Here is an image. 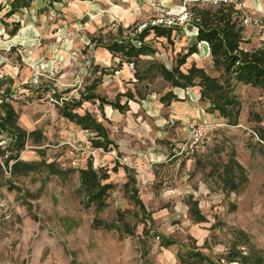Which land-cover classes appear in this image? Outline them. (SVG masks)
Returning <instances> with one entry per match:
<instances>
[{
  "label": "rangeland",
  "instance_id": "rangeland-1",
  "mask_svg": "<svg viewBox=\"0 0 264 264\" xmlns=\"http://www.w3.org/2000/svg\"><path fill=\"white\" fill-rule=\"evenodd\" d=\"M14 1L16 10L10 7ZM23 1L26 6L0 0V104L5 99L17 124L34 131L17 153L8 150L10 137L0 129V264H182L187 250L215 264H238L227 262L226 253L249 247L261 251L264 264V146L254 134L264 130V93L231 81L227 89L236 103L227 109L236 124H230L201 98L198 85L181 87L189 93L183 99L170 96L175 86L160 71L161 65L176 67L193 41L196 7L234 3L242 47L264 46V0ZM15 22L19 28L11 35ZM147 25L172 30L169 36L151 30L144 40L154 53L134 62L93 43L132 37ZM197 48L179 68L186 72L193 64L222 82L206 44ZM84 94L91 98L82 99ZM79 99L81 105H73ZM102 100L127 106L119 111ZM62 107L89 111L121 143L120 150L115 143L98 148L96 169L112 183L100 208L81 189L77 170L91 160L68 145L75 128L60 115ZM190 121L211 125L192 157L176 153ZM16 155L55 161L71 172H10ZM232 160L242 168L233 166L235 190L221 175ZM95 218L115 228L95 225Z\"/></svg>",
  "mask_w": 264,
  "mask_h": 264
},
{
  "label": "trees",
  "instance_id": "trees-1",
  "mask_svg": "<svg viewBox=\"0 0 264 264\" xmlns=\"http://www.w3.org/2000/svg\"><path fill=\"white\" fill-rule=\"evenodd\" d=\"M21 2V6H26L27 3L23 0H17ZM16 1L12 2L10 7L16 10ZM15 12V11H14ZM191 24L195 28V34L193 41L188 45L185 54L181 57L180 63L172 68L167 69L164 65L160 66L162 76L170 81L172 86L188 87L198 85L200 87L201 98L209 101L210 108L218 111L220 116L229 119V111L227 106H234L236 101L234 96L229 97L231 92L230 87L227 86L233 81L234 83H240L243 85H249L258 88L264 93V46H253L250 48L242 47V43L245 42L242 31L243 25L241 22L238 8L232 2H220V4L214 8L196 7L191 12ZM19 28V23L15 22L9 33L15 35ZM155 32L156 35L169 36L172 27H166L164 25H147L138 34H134L132 37L127 36L124 38H114L107 43H101V41L94 44L102 45L112 53L120 54V61L132 60L136 61L142 55H152L154 49L152 46L144 40V37L149 32ZM204 42L209 49V55L213 64V67L220 71L222 82L218 77H213L207 74L202 68H198L195 65H191L186 72H183L179 65L183 64L186 58L194 53L198 52L197 44ZM90 94V93H89ZM84 94L82 99L89 100L91 95ZM171 94V93H170ZM82 96V95H81ZM165 96V95H164ZM174 97L172 94L170 95ZM82 99L72 101L73 105L80 106ZM234 99V100H233ZM103 101L101 105L107 103ZM112 106L123 109V105L118 102H108ZM0 110L2 112L0 116V129L5 131L10 137V147L8 150L15 149L17 153L24 147L25 138L31 132H26L17 124V116L13 106L5 102V99L1 100ZM60 115L67 118L69 121L80 125L83 129H90L96 133L98 139H94L93 145L96 147L107 148L111 141L107 137V132L104 126L98 122L94 116L85 112L79 114L71 109L61 108L59 109ZM230 124H236V118L230 121ZM258 143L264 146V130H258L254 132ZM0 152L3 150L0 146ZM16 161L10 166V172L17 171L19 168H24L26 172L42 169L47 174H56L59 176L67 175L71 172L69 168L60 167L55 161H48L42 158L38 161H24L18 159L15 156ZM232 164L226 163L223 166L222 177L226 182V187L231 190H235L238 187V183L234 177L233 166L242 170L241 166L236 161H231ZM8 158L4 159L3 166L7 169ZM9 167V166H8ZM0 172H2V165H0ZM79 183L82 191L85 193L87 200L91 203L97 204L100 208L104 204V197L112 187L110 181H106L108 175L103 172L100 173L94 169L91 164L86 168H79L77 170ZM128 182H135V178L128 175ZM136 192V189L133 188ZM138 203H141L138 197H135ZM194 204V203H193ZM193 206L190 207V211ZM197 218L200 221H204L205 217L195 210ZM93 224L102 226L104 228H115L113 223H107L102 219L95 218ZM165 244L169 245L171 242L167 239ZM184 256L180 257L182 264H215L209 256L201 253L198 250H187ZM227 262H238V264H263V255L260 250L253 247H249L247 252L242 253L240 251L230 250L226 253Z\"/></svg>",
  "mask_w": 264,
  "mask_h": 264
},
{
  "label": "crops",
  "instance_id": "crops-1",
  "mask_svg": "<svg viewBox=\"0 0 264 264\" xmlns=\"http://www.w3.org/2000/svg\"><path fill=\"white\" fill-rule=\"evenodd\" d=\"M202 43H204V42H202ZM204 44H206V43H204ZM206 46H207V44H206ZM207 49H208V47H207ZM208 51H209V49H208ZM185 89L186 88H181L180 86H175L174 89L172 90V92L174 94L173 96H176L178 99H183L186 96H189V95H185V92H187V94H189L188 91H185ZM187 90H188V88H187ZM109 102H111V101H109ZM108 104L110 106H112L110 103H108ZM120 104L123 105L124 107L127 106V102H123V103H120ZM124 107H123V109H119V108H116V107L112 106V108H114L116 110H119V111H123L124 110ZM87 112H89V111H87ZM179 114H180L179 116L183 115V113H179ZM98 122H100L103 125V123L101 121H98ZM72 123H73L75 129L71 133V137H69V140L67 141V143L73 142V143L79 145L80 148H81L80 154H82V155H85L86 154L85 156L88 157L91 160V163H88L87 165L91 164V166L94 169H96V165H97V162H98L97 155L96 156H92V155L89 154V149L90 148H99V147L93 146L94 139H98V137L96 136V133L94 131L90 130V129H83L80 125H78V124H76L74 122H72ZM104 128L106 129L105 126H104ZM89 131H90V133H85V132H89ZM106 132H107L108 139L111 141L110 144H114L115 143L116 148L118 150H120V144L121 143H119L117 140L112 139L111 137H109L107 129H106ZM89 134H93V135L92 136H89ZM77 151H79V150H77ZM122 159H125L126 160L127 163L126 164L124 163L125 165L131 166L132 163H131L130 157H128L127 155H124L122 157ZM87 165H86V167H87ZM86 167H82V168H86ZM125 172L127 173V176L130 175L128 169H125ZM131 176H133V175H131Z\"/></svg>",
  "mask_w": 264,
  "mask_h": 264
},
{
  "label": "built area",
  "instance_id": "built-area-1",
  "mask_svg": "<svg viewBox=\"0 0 264 264\" xmlns=\"http://www.w3.org/2000/svg\"><path fill=\"white\" fill-rule=\"evenodd\" d=\"M211 129V125L207 121H190L187 123V138L178 146L177 154H184L185 156L192 157L196 154L202 146L203 140ZM74 150H81L80 146L70 142L68 143ZM98 148H90L89 154L96 156L98 154ZM123 163H127L125 159H122Z\"/></svg>",
  "mask_w": 264,
  "mask_h": 264
}]
</instances>
